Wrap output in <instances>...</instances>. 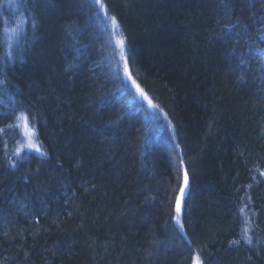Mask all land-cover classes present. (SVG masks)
<instances>
[{
  "label": "trees",
  "instance_id": "1",
  "mask_svg": "<svg viewBox=\"0 0 264 264\" xmlns=\"http://www.w3.org/2000/svg\"><path fill=\"white\" fill-rule=\"evenodd\" d=\"M101 3L0 0V264H264V0Z\"/></svg>",
  "mask_w": 264,
  "mask_h": 264
},
{
  "label": "snow or ice",
  "instance_id": "2",
  "mask_svg": "<svg viewBox=\"0 0 264 264\" xmlns=\"http://www.w3.org/2000/svg\"><path fill=\"white\" fill-rule=\"evenodd\" d=\"M93 7H96L99 5V8H97V13L99 11L103 10L105 6L101 3V0H92ZM105 19H107V13H105ZM35 22H33L34 24ZM111 25L113 28H118V22L115 17H111ZM7 32V29H5V33ZM116 45L118 47L119 51V60L117 61V65H119V62H123V74L121 76L119 70L117 69L115 74V79L119 80V89L121 91H126L130 98L133 100H140V107L144 108L143 101H147V109L153 110V114L151 115V119L153 121H159V113H161L163 110L160 109L157 111V105L152 102V100L148 97L144 89L140 87V84L137 83V80L133 78V75L131 74L130 67H129V54L127 52L125 39L121 38L116 41ZM258 54L264 55V49H257ZM130 82V83H129ZM5 81L0 80V85H3ZM134 90V91H133ZM165 119H167V114H164ZM169 126H171V122L169 121ZM29 148L33 147L30 143L28 145ZM176 147L178 148L179 145L177 144ZM39 151V149H37ZM183 161L181 160V164ZM189 185V177L188 173L185 171L184 177H183V186L180 189L181 194L185 192V189ZM182 211V204H181V196H177L176 198V205H175V213L176 215L173 217V219L176 221V224L179 225V227L182 229L183 224L180 222V216ZM247 229H245V236H244V242L251 245L252 244V238L247 234ZM193 264H200V261L198 258H196L193 262Z\"/></svg>",
  "mask_w": 264,
  "mask_h": 264
},
{
  "label": "rangeland",
  "instance_id": "3",
  "mask_svg": "<svg viewBox=\"0 0 264 264\" xmlns=\"http://www.w3.org/2000/svg\"><path fill=\"white\" fill-rule=\"evenodd\" d=\"M22 127H23V131H24V135H25V137L27 138V141H26L27 143L24 144L25 148H28V149H29L28 145H29L30 143H31L32 146H33V147H31V148H36V147H37L36 144L34 143L32 137H30V136H31V132H30V130H29L28 127H26L25 125H22Z\"/></svg>",
  "mask_w": 264,
  "mask_h": 264
},
{
  "label": "water",
  "instance_id": "4",
  "mask_svg": "<svg viewBox=\"0 0 264 264\" xmlns=\"http://www.w3.org/2000/svg\"><path fill=\"white\" fill-rule=\"evenodd\" d=\"M186 190H187V188L185 189V192H184L183 194H181L180 191H179V193H178V196H181V204H182V205H183V201H184V199H185Z\"/></svg>",
  "mask_w": 264,
  "mask_h": 264
}]
</instances>
